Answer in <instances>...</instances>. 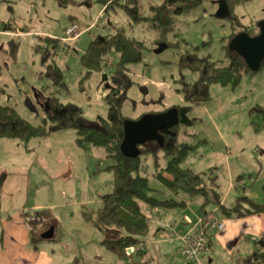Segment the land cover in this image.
I'll use <instances>...</instances> for the list:
<instances>
[{
	"label": "rangeland",
	"instance_id": "1",
	"mask_svg": "<svg viewBox=\"0 0 264 264\" xmlns=\"http://www.w3.org/2000/svg\"><path fill=\"white\" fill-rule=\"evenodd\" d=\"M158 1L141 0L142 18L136 21L122 6L103 12L97 0H71L66 5L56 0H0V104L14 107L21 117L37 125L45 115L41 91L56 94L61 103L79 105L89 120L106 117L105 84L113 80L119 53L108 51L101 70L92 71L87 78L80 58L96 36L112 35L121 27L127 36L144 44L140 60L127 66L122 115L135 119L186 105L178 81L182 74L187 80L191 75L180 68L181 57L196 53L228 63L232 51L225 45L230 18L220 0H204L189 13L175 15L173 27L162 35L148 18V3ZM234 11L243 24L251 26L264 18V0L238 4ZM71 23L76 24L78 35L63 41L65 28ZM5 26L10 29L4 31ZM41 37L60 39L58 49L48 58L60 68L66 85L62 92H55L45 76L42 58L48 45ZM39 43L41 48L37 49ZM208 91L207 100L189 108L192 123L178 124L175 129L178 143L192 147L181 166L200 172L207 187L217 192L220 203L215 197L205 202L202 196L184 195V207L164 209L161 214L155 209L146 211L150 222L143 245L153 256L151 264H187L180 251L181 236L194 233L198 216L206 211H213L225 225L200 253L203 264H241L240 259L253 252L255 241L264 242L263 213L235 217L222 207L239 204L243 209L250 205L248 197L264 202V128L259 111L264 108V64L256 71L242 73L235 85L212 82ZM140 159L150 173L153 158ZM113 163L102 147L78 142L73 128H57L48 136L27 140L0 137V169L5 167L10 173L8 181L19 186V194L23 189L24 198L39 206L38 210L48 209L56 217L55 239L41 242L52 251L56 264L62 260L65 264L117 262L101 245L106 234L88 218V213L93 214L101 205V197L112 190L113 171L108 166ZM149 177L152 186L163 189L156 196H172L151 174Z\"/></svg>",
	"mask_w": 264,
	"mask_h": 264
},
{
	"label": "trees",
	"instance_id": "2",
	"mask_svg": "<svg viewBox=\"0 0 264 264\" xmlns=\"http://www.w3.org/2000/svg\"><path fill=\"white\" fill-rule=\"evenodd\" d=\"M56 1L61 5H66L71 0ZM97 1L102 4L103 12L122 6L132 20L137 21L142 18L141 0ZM203 1L159 0L158 2H149L150 15L148 18L163 35L173 27L175 15L189 13ZM248 1L250 0H220L225 6L227 17L230 18L231 31L225 45L227 49H229L230 39L239 32H246L250 36L259 33L258 22L263 18L257 20L255 24L247 26L240 21L239 16L234 11L236 5ZM8 29L10 27L5 26L3 30ZM39 39L45 40L48 48L52 49L49 51L47 48L45 56L42 58L46 66L45 76L50 79L55 92H62L66 90V85L60 68L53 59L48 58L58 49L60 39L51 37ZM143 46V41L127 36L123 29L118 27L112 35L96 36L81 55L80 60L87 69L84 77L87 78L92 71L101 70L102 61L108 51L113 49L119 53L113 80L110 84H105L107 93L104 98L108 106L106 117L98 115L95 120H89L84 116L79 105L72 102L61 103L56 94L49 95L48 92L44 94L41 91L39 94L45 100L43 107L45 115L37 125L21 117L14 107L0 104V137H19L27 140L33 136H47L57 128H73L76 131L78 142L88 141L93 146L102 147L106 154L113 158L114 163L108 166L113 171L112 190L101 197V205L93 214L88 213V218H93L96 226L106 234L101 245L104 246L108 255L116 257L118 264L152 263L153 257L147 254L143 245L149 232L150 222V217L146 211L155 209L160 214V210L184 207L187 204L184 195L189 197L199 195L205 198V202L216 198V202H220L217 192L213 190V187H207L200 172L181 166V161L192 147L186 143H178V132L175 128L178 124L190 125L192 123V119L188 116L189 108L192 107V104L204 102L209 98L208 89L212 82H219L221 85H235L242 73L251 72L245 60L235 52L231 53L228 63H224L222 60H212L209 55L201 57L196 53L183 55L179 61V66L181 69H186L191 78L187 80L186 76L182 74L178 81L181 84L179 90L187 102L186 105H177L179 111L178 124L161 131V142L148 141L138 146L140 149L138 156L127 157L120 151V143L123 138L122 122L125 119L120 111V105L126 97L127 66L140 60ZM36 48H41L40 43ZM262 64H264V60H262ZM259 111L262 114L261 124L264 128V108L260 107ZM142 156L145 160L149 157L153 158V169L150 173L145 171V164H142L140 159ZM149 174L164 189L171 192L172 196H156L155 193H162L163 189L150 184ZM212 183H215V179ZM247 200H249L250 205L243 209L239 207V204H233L231 207L222 204V207L228 214H235L236 216L264 212V202H256L249 197ZM205 202H203V206ZM206 212L212 213V211ZM40 215L44 220L40 225L41 229L53 227L52 215L49 210L42 211ZM37 229L38 226L35 225L31 227L30 231V242L34 247L41 238L35 232ZM138 246L139 248L134 251L133 248ZM256 247L257 249L243 258V264H264V247L261 245H256ZM70 264L78 263L71 262ZM91 264L97 263L92 262Z\"/></svg>",
	"mask_w": 264,
	"mask_h": 264
},
{
	"label": "crops",
	"instance_id": "3",
	"mask_svg": "<svg viewBox=\"0 0 264 264\" xmlns=\"http://www.w3.org/2000/svg\"><path fill=\"white\" fill-rule=\"evenodd\" d=\"M9 174L10 173L5 167L0 169V264H56L52 251L41 243L42 241L49 242L50 240L55 239V234L58 231V228L55 226V215L49 210V213L52 215L51 221L54 224L52 239L49 238L48 240H42L39 237L40 239L38 240V243L35 244L36 247H34L32 242H30L31 227L35 225L38 226V229L35 232H37V235L39 236L44 232V229H41L40 227L41 223L44 221L40 213L48 209L38 210L37 208L39 206L33 201L29 202L28 199L24 198L25 193L23 189H20V194L16 192L19 186H12L13 182L11 180L8 181ZM8 183H10L11 186L6 187ZM149 211H151V209ZM162 212L163 210H160V214ZM262 213L264 214V212H257L243 216L249 217ZM157 214H159V212H157ZM178 228L180 231L183 229L180 226ZM219 232L210 236L208 245L212 244L213 236L217 235ZM218 236H220V234ZM256 245L258 244L255 241L252 251L257 249ZM145 251H147L146 248ZM243 258L240 259L241 264H243ZM91 263L90 260H87L85 264ZM61 264H65V261L62 260ZM113 264L118 263L113 262Z\"/></svg>",
	"mask_w": 264,
	"mask_h": 264
},
{
	"label": "water",
	"instance_id": "4",
	"mask_svg": "<svg viewBox=\"0 0 264 264\" xmlns=\"http://www.w3.org/2000/svg\"><path fill=\"white\" fill-rule=\"evenodd\" d=\"M258 28L259 33L255 36L239 32L228 43L229 50L239 54L251 71L258 70L264 60V18L258 22ZM178 122L179 111L176 106H171L163 111L144 113L135 119L125 118L122 122L123 138L120 143V151L127 157H136L140 154L139 145L151 140L161 142V131L178 124ZM53 232L54 228L51 226L40 236L43 239H49ZM256 242L264 247L263 240Z\"/></svg>",
	"mask_w": 264,
	"mask_h": 264
},
{
	"label": "built area",
	"instance_id": "5",
	"mask_svg": "<svg viewBox=\"0 0 264 264\" xmlns=\"http://www.w3.org/2000/svg\"><path fill=\"white\" fill-rule=\"evenodd\" d=\"M65 35L62 39L63 41L77 37L78 33L75 23H71L65 28ZM198 218L199 226L194 233H186L181 236L180 251L188 261L187 264H203L199 259L200 253L207 249L210 236L215 232L221 231L225 225L213 212H204Z\"/></svg>",
	"mask_w": 264,
	"mask_h": 264
},
{
	"label": "flooded vegetation",
	"instance_id": "6",
	"mask_svg": "<svg viewBox=\"0 0 264 264\" xmlns=\"http://www.w3.org/2000/svg\"><path fill=\"white\" fill-rule=\"evenodd\" d=\"M50 227V226H49ZM49 227H47L45 230H44V232L49 228ZM43 233V232H42Z\"/></svg>",
	"mask_w": 264,
	"mask_h": 264
}]
</instances>
